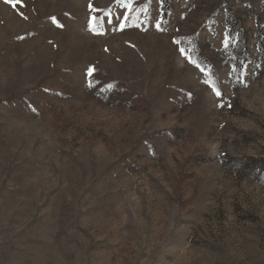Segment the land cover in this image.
<instances>
[{"label":"rangeland","instance_id":"obj_1","mask_svg":"<svg viewBox=\"0 0 264 264\" xmlns=\"http://www.w3.org/2000/svg\"><path fill=\"white\" fill-rule=\"evenodd\" d=\"M162 2L0 0V264H264V0Z\"/></svg>","mask_w":264,"mask_h":264},{"label":"trees","instance_id":"obj_2","mask_svg":"<svg viewBox=\"0 0 264 264\" xmlns=\"http://www.w3.org/2000/svg\"><path fill=\"white\" fill-rule=\"evenodd\" d=\"M162 4H163L162 17L165 18L167 16V10H168L167 0H163ZM98 19L99 17L97 15L90 16V25H91L92 31L95 33H100L102 31V28L98 23ZM225 26L227 27V31L229 34V43H228V47L227 48L224 47V49L230 51V54H231L230 55L231 59L229 61L230 62L229 63L230 65L229 75L231 78H234L236 81H239L243 63L237 64L235 57H233L231 53L232 37L230 36V24L228 23V14L225 16ZM186 57L189 62L196 65L199 68V70L204 74L203 81L213 91V93L216 94V91H219L221 93V95L219 96H222L223 91L218 84L215 72L204 67L200 62L196 60V58L192 54H187Z\"/></svg>","mask_w":264,"mask_h":264},{"label":"snow or ice","instance_id":"obj_3","mask_svg":"<svg viewBox=\"0 0 264 264\" xmlns=\"http://www.w3.org/2000/svg\"><path fill=\"white\" fill-rule=\"evenodd\" d=\"M121 2H122V0H121ZM128 6L130 7L131 5H128ZM53 20L55 21V18H53ZM228 43H229L228 37H225L224 41H223L225 48L228 47ZM181 51L183 52L184 50L182 49ZM216 95L219 96V95H221V93L219 91H216Z\"/></svg>","mask_w":264,"mask_h":264}]
</instances>
